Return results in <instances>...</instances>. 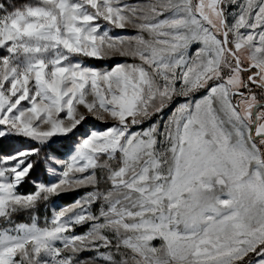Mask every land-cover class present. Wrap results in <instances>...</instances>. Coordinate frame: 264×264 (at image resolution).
Masks as SVG:
<instances>
[{
    "label": "snow or ice",
    "instance_id": "1",
    "mask_svg": "<svg viewBox=\"0 0 264 264\" xmlns=\"http://www.w3.org/2000/svg\"><path fill=\"white\" fill-rule=\"evenodd\" d=\"M0 264H264V0H0Z\"/></svg>",
    "mask_w": 264,
    "mask_h": 264
},
{
    "label": "rangeland",
    "instance_id": "2",
    "mask_svg": "<svg viewBox=\"0 0 264 264\" xmlns=\"http://www.w3.org/2000/svg\"><path fill=\"white\" fill-rule=\"evenodd\" d=\"M133 2H134V0H133ZM116 32H128V31H130V30H115ZM116 59H118V60H123V58H119V57H117ZM106 61V60H105ZM113 61V60H112ZM88 63V62H87ZM90 64V63H89ZM104 66H107V64H102V66H97V67H104ZM183 98H177V103L178 102H180L181 100H182ZM96 124H97V126L98 127H101V128H103L104 127V125H102V124H100L99 122H95ZM81 192L83 191V190H80ZM75 195H76V193H66V194H62L61 196H59V197H54L53 198V201L55 202V204H57V205H64V204H69V203H71L72 202V200H73V198L75 197ZM68 198H70V202H68L67 203V201L68 200H66L65 201V199H68ZM51 214V211H50V209H49V215Z\"/></svg>",
    "mask_w": 264,
    "mask_h": 264
},
{
    "label": "trees",
    "instance_id": "3",
    "mask_svg": "<svg viewBox=\"0 0 264 264\" xmlns=\"http://www.w3.org/2000/svg\"><path fill=\"white\" fill-rule=\"evenodd\" d=\"M87 62L90 63V64H93V65H95V66H102V64L110 65V64L114 63V61H112V60H106V61H94V60H89V61H87ZM21 191H25V189H21ZM66 200H68L67 203L70 202V198L65 199V201H66Z\"/></svg>",
    "mask_w": 264,
    "mask_h": 264
}]
</instances>
